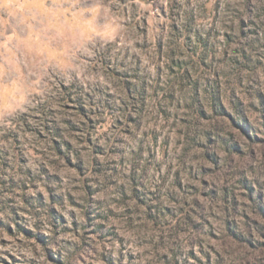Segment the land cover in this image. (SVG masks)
Here are the masks:
<instances>
[{"label":"rangeland","instance_id":"374dc122","mask_svg":"<svg viewBox=\"0 0 264 264\" xmlns=\"http://www.w3.org/2000/svg\"><path fill=\"white\" fill-rule=\"evenodd\" d=\"M0 264H264V0H0Z\"/></svg>","mask_w":264,"mask_h":264}]
</instances>
